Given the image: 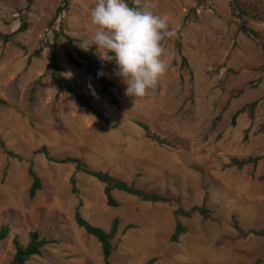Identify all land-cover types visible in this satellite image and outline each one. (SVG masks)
I'll use <instances>...</instances> for the list:
<instances>
[{"label":"rangeland","instance_id":"1","mask_svg":"<svg viewBox=\"0 0 264 264\" xmlns=\"http://www.w3.org/2000/svg\"><path fill=\"white\" fill-rule=\"evenodd\" d=\"M28 1L0 0L1 33L19 29L21 12L29 25L16 38L26 51L0 41V98L8 103L0 105V139L20 157L9 158L0 145V228L11 227L10 237L0 244V264L11 263L14 237L26 244L32 231L57 243L28 264H104L98 241L75 222L79 200L84 218L96 227L109 231L113 220H120L112 264H264V237L245 238L233 227L235 218L244 231L264 232V160L243 169L230 165L234 159L264 156V0H236L241 13L247 12L242 17L256 40L241 31L230 0H134L165 19L168 30L181 31L190 68L181 69L175 37H166V73L144 97L133 98L114 75L115 65H102L97 58L104 76L115 84L118 108L110 105L86 68L67 61L62 44L58 53L63 75L111 125L95 119L47 73L54 43L49 24L63 0H33L29 7ZM95 2L70 0L61 17L69 35L91 38L89 11ZM40 47L43 52L28 63ZM39 79L42 85L32 96ZM255 102L254 117L247 110L234 126V115ZM134 121L147 124L174 147L147 139ZM42 147L55 159L80 158L90 168L140 189L179 198L186 210L205 203L210 218H181L187 233L173 243L176 204L145 203L115 192L119 207L111 208L104 186L84 174L76 175L77 196L70 183L74 166L35 154ZM31 159L42 181L33 200ZM130 225L134 228L127 229Z\"/></svg>","mask_w":264,"mask_h":264},{"label":"trees","instance_id":"2","mask_svg":"<svg viewBox=\"0 0 264 264\" xmlns=\"http://www.w3.org/2000/svg\"><path fill=\"white\" fill-rule=\"evenodd\" d=\"M238 1V0H237ZM33 3V0L28 1V7L31 6ZM127 3L130 7L137 8L140 10H144L143 6L138 5L134 0H127ZM69 4L70 0H63L62 5L57 9L55 16L53 20L50 22L49 27L53 30V47H52V57L51 61L49 63L47 73H50L52 76L56 77L59 81L60 87L63 91H65L70 97L77 100L82 106L86 107L92 116L97 119L99 122L105 123L107 125H111L110 118L103 112H101L89 99L87 95L80 92L74 85V82H72L71 79L67 78L63 75V69L59 63V53L58 50L62 44H64L65 48V55L67 58V61L75 66L77 69H83L86 68L87 72L92 75L93 79L100 85V91L103 95L109 97L110 105L114 107H120V101L117 98V96L113 93L112 89L115 88V84L110 81L108 78H106L104 75L99 76L98 73L101 71L100 64L97 60L96 55H94L93 51H84L80 48V46L83 44L84 40L77 39L72 37L66 32L65 24L61 20V17L69 10ZM22 19H21V25L19 29L15 32H13L10 35H6L0 32V41L3 43H12L13 45H16L17 47L21 48L22 50L26 51L24 47L16 43V38L19 34L24 33L28 30L29 25L27 23V17L23 12ZM242 14L247 15V12L242 9ZM59 22V27L55 29L54 27ZM54 28V29H53ZM250 32L254 35V37L258 38L255 32ZM175 40H176V50L178 54L181 56V69H189V62L187 58L183 55V44H182V34L181 31L177 32L175 34ZM166 40V38H165ZM165 40L162 42L163 46L165 43ZM43 52V47H40L36 51L32 53L30 56L28 63L31 62V60L35 57H38ZM44 77V76H43ZM42 77V78H43ZM42 85L41 79L37 80L33 84L32 88V96H34L39 88ZM257 102L250 104L240 111H238L234 117H233V125L235 126L237 123L238 117L245 113L247 110H250V116L253 118V111L254 108L257 106ZM0 105L2 106H8V103L0 98ZM134 123L144 130L145 136L147 139H150L157 144L161 146H170L174 147V144L169 142L166 139L161 138L160 136H157L152 133L150 127L147 124H144L139 121H134ZM264 130V124L261 126ZM248 130L245 133V139H247ZM0 145L4 149V151L7 153L9 158H16L20 159L19 156H17L14 152L8 150L6 143L0 139ZM35 154L38 155H44L45 158L52 163L60 164V165H73L75 168V173L72 176L70 183L72 187V192L75 195H79V191L77 188V180L76 175L77 174H84L91 178L96 179L99 183H101L104 186V195L106 198V203L108 207L111 208H118L119 203L114 197L115 192L124 193L128 196L135 197L142 202L145 203H151V204H171L174 203L177 205V209L174 213L175 220H176V226L174 233L171 237V241L173 243H178L180 238L187 233V228L183 225L181 222V218H191L195 214H199L205 219L210 218V210L208 209L207 205L204 203L202 206H196L189 210H186L182 207L181 200L179 198H168L163 195L154 193V192H148L146 190L138 188L134 183H127L124 182L118 178L113 177L108 172L103 171H97L92 168H90L82 159L75 158V157H67L62 159H55L51 156L50 151L47 147H42L38 151L35 152ZM264 160V156L262 157H256V158H249L247 160H237L234 159L231 162V166L237 167L238 169H243L247 165H257L259 161ZM28 174L29 177L32 180V186L30 189V199L33 200L37 193L42 190V181L40 177L38 176L36 170H35V163L34 160L31 159L29 161V168H28ZM261 180H264V174L261 176ZM84 204L81 200H79L78 205L75 209V222L77 226L80 229H83L89 236L95 238L98 243L101 246L102 250V256H103V263L104 264H112L111 258L114 252V246H113V240L118 235L119 227H120V220L118 218L114 219L111 225V228L109 231H105L104 229L100 227H96L92 225L87 219L84 218L82 214V208ZM233 227L234 229L241 234V236L247 238L249 236H255V237H264V232L262 231H256V230H249L244 231L240 225L239 222L233 218ZM134 228V226L130 225L127 227V229ZM11 234V227L9 225H3L0 228V244L6 241ZM28 241L26 244H23L19 236H15L13 239V245L15 249V253L13 255V258L11 260L10 264H28L31 260L35 258H41L44 255L45 249L50 246L54 245L57 242L54 240H48L44 237H41L40 233L37 231H32L28 234ZM155 260L150 261L148 264H153ZM261 260H257L253 264H261Z\"/></svg>","mask_w":264,"mask_h":264},{"label":"clouds","instance_id":"3","mask_svg":"<svg viewBox=\"0 0 264 264\" xmlns=\"http://www.w3.org/2000/svg\"><path fill=\"white\" fill-rule=\"evenodd\" d=\"M89 23L93 34L80 48L93 51L102 65H115L114 75L126 85V95L144 97L167 71L162 42L175 36L167 21L130 7L127 0H96Z\"/></svg>","mask_w":264,"mask_h":264},{"label":"water","instance_id":"4","mask_svg":"<svg viewBox=\"0 0 264 264\" xmlns=\"http://www.w3.org/2000/svg\"><path fill=\"white\" fill-rule=\"evenodd\" d=\"M197 1H207V0H197ZM230 1L232 3L233 11H234L236 18L241 21V24H240L241 31L244 32L245 34H247L248 36L252 37L254 40H256L255 37L253 36V34L250 32V30L247 28V26L244 23L242 13H241V9L238 6L237 1L236 0H230ZM262 47L264 48V46H262Z\"/></svg>","mask_w":264,"mask_h":264}]
</instances>
